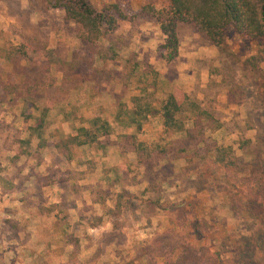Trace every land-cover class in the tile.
Listing matches in <instances>:
<instances>
[{
  "label": "rangeland",
  "instance_id": "rangeland-1",
  "mask_svg": "<svg viewBox=\"0 0 264 264\" xmlns=\"http://www.w3.org/2000/svg\"><path fill=\"white\" fill-rule=\"evenodd\" d=\"M86 1L97 10L107 9L116 20L114 30L104 34L97 43L98 48H110L116 53L115 63H106L107 69L117 73L123 68L122 60L132 57L138 63L126 88H123L119 81L103 83L97 88L92 83L94 89L99 92L103 87L109 89L110 85H116L117 88L114 92L116 96L111 98L101 94V98L96 99L92 106L88 105L85 95L88 93L89 83L80 84L75 89L68 84L63 87L62 74L55 64L50 66L47 76L44 66H29L26 60L44 59L53 63L56 60H64L69 63L74 56L86 54L88 47L77 38L78 25L66 21L61 9L49 8L46 0H0V83L12 82L20 85L24 78L25 82L32 78H40L46 84L49 83L47 95L54 102L55 108L46 115L49 121V125L46 123L44 129L47 141H51L55 125L62 121L55 112L58 107L69 120L63 126L65 132L69 133L75 129L71 122L89 119L98 111L103 110L108 118H112L113 113L109 112L113 104H117L118 109H130L131 97L141 94L143 90L154 94L157 98H163L171 89L179 88L197 101L220 124L218 130L207 131L203 138H210L216 145L231 147L243 163L255 159L250 151L257 149V145L264 151V37L256 41H247L228 29L224 33L221 48H216L204 34L197 33L191 26H182L178 30L182 48L194 52L196 60L193 65L191 63L187 65V69L193 70L190 79L184 77L178 81L177 86L169 88L166 82L158 80L159 75H163L158 69L160 64H155L154 61L152 64L150 59H139L141 51H145L148 56L152 54L146 52L148 48L141 49L142 42L147 37L144 32L148 30L141 32L140 35L127 34L133 29L137 33L136 29L141 25L150 29L158 27L159 31L155 20L149 14L142 13L141 9L149 5L157 11L161 10L168 5L166 0ZM139 47L140 51H138ZM89 57L94 59L95 67L103 66L93 53ZM3 59H20L19 66L14 67ZM168 71V75L174 78V72ZM22 74L25 77L18 79ZM91 93L95 94V98L99 95L94 91ZM10 99L7 104L13 106L15 102L14 105L23 109L21 99H17L19 102L16 98ZM44 102V99L37 102L32 110L30 109V113L39 115ZM18 115L14 113L13 116L12 110L3 113L0 118L7 122H0V131L4 135L0 140V174L3 184H9L11 179H14L15 169L25 167L24 158L15 160L14 147L17 144L14 134L5 128L6 125L13 124L17 118L20 122L24 119ZM106 116L102 118L106 119ZM31 120V125H34V119ZM16 124L20 126L19 122ZM161 128L160 117H149L140 132L134 128L132 134L126 136L127 140L124 143L126 151L133 152V141L129 137L135 136L141 141L153 142L157 139ZM176 138L183 141L187 147L196 146L200 151H204L202 142L187 141L184 136ZM36 146L37 142L32 140L30 145H21L20 148L23 152L28 150L30 153L33 152L34 167H32L36 171H43L45 166L41 165L40 158L34 152ZM212 158L213 155L208 154L207 161H211ZM134 160L129 161L127 158L125 164ZM165 163V161L161 162L163 168ZM170 165L171 175L167 181L162 182L160 192L155 196L141 194L143 187L147 186L146 180L135 185L137 187L134 186L131 193L139 197L143 196V200L138 202L133 212L125 216L130 228L138 224L136 228L130 230V237L150 235L151 238H147L144 243L136 238H130L129 245L140 248L144 244L143 248L148 249L146 255L148 264L158 262L161 264H264V215L254 218L233 210L228 196L218 193L213 187L200 189L201 185L197 183L195 176H182L181 161H172ZM163 172L168 173L166 169H163ZM237 176L242 177V175ZM119 181L120 188L133 186L131 176L123 172H120ZM114 191L119 189L112 192ZM19 197L3 199L0 195V264H11L15 255L14 248L18 247L3 243L5 242L3 238L6 237L3 236L5 228L15 235L17 231L15 227L18 229L25 227V221L30 222L29 240L26 242L30 247L28 249H34L32 251H35L36 255L37 252L42 253L44 250L42 240H37V237L42 236L41 231L45 230L43 229L45 221L38 215L33 218L28 216L26 219L23 215L25 212L18 203ZM157 197L159 201L155 205L153 200ZM37 212L40 213V210ZM95 212L91 211L92 214ZM98 212L100 213V210ZM121 240V237H118L115 242L119 245ZM32 261H35V264H42L41 259L36 258Z\"/></svg>",
  "mask_w": 264,
  "mask_h": 264
},
{
  "label": "trees",
  "instance_id": "trees-1",
  "mask_svg": "<svg viewBox=\"0 0 264 264\" xmlns=\"http://www.w3.org/2000/svg\"><path fill=\"white\" fill-rule=\"evenodd\" d=\"M46 2L49 8L61 9L66 21L78 25L77 38L88 47V52L74 56L69 63L64 60H56L53 63L44 59H26L29 66H44V72L49 76L50 66L55 64L62 74L63 87L68 84L75 89L80 84L93 83L97 88L103 83L119 81L122 87L126 88L138 66L136 59L132 57L122 60L123 68L116 73L106 67L108 62L115 63L116 53L110 48L103 49L97 46L104 34L112 32L116 25V20L108 10H97L86 0ZM166 2L167 7L158 11L149 5L141 9L142 13L149 14L159 26L163 42L157 46L156 54L165 65L172 64L178 56V30L182 26H191L197 33L204 34L216 48H221L224 33L228 29L247 41H256L264 37V0H166ZM92 53L102 63L101 68L94 66V59H89ZM19 60L3 59L14 67L19 66ZM22 77H25L24 74ZM24 80L25 78L20 85L12 82L0 83V100L5 97L22 100L21 116L25 121L34 119L35 123L29 130L31 136L38 140L37 148L41 149L46 144L43 139L46 115L55 105L47 95L48 82L46 84L40 78H32L26 82ZM43 99L45 102L41 112L38 117L33 118L30 109ZM130 103V109H118L114 117L115 123L124 128H135L140 132L149 117L158 116L162 119V128L153 142L141 141L135 136L129 137L133 141L135 160L123 167H112L103 171L104 187L97 189L95 193V201L102 207V216L98 218V224L102 222V218L109 220L115 231V238L120 237L121 227L129 224L125 217L127 213L136 209L144 195L155 196L160 192V185L171 175L172 161H181L180 174L185 177L195 176L197 183L201 185L200 189L213 187L218 193L228 196L233 210L254 218L264 215L262 147L257 145V149L250 151L255 156L254 160L243 163L231 147L216 145L210 138H203L207 131L218 130L220 124L197 101L179 88L171 89L163 98H157L143 90L141 94L131 97ZM112 131L109 122L102 117L86 119L81 121L80 126L74 129L71 135L65 136L55 131L54 148L70 161L76 148L86 146L102 151L105 146L100 139L110 136ZM177 136H184L187 141L202 142L204 151H200L196 146H185L183 141L175 139ZM28 144L29 142H26V145ZM208 154L213 155L211 161H207ZM162 161L166 162L164 168L161 165ZM162 168L168 173H164ZM120 172L131 176L133 186L143 180L147 181V186L141 192L143 196L133 195L128 190L120 188L117 177ZM3 187L7 191L15 188L11 183L3 184ZM115 189L119 191L112 192ZM158 201L157 197L153 203L156 205ZM92 226L95 227L96 224ZM15 228L17 231L20 230V227ZM5 230L9 231L7 228Z\"/></svg>",
  "mask_w": 264,
  "mask_h": 264
},
{
  "label": "crops",
  "instance_id": "crops-1",
  "mask_svg": "<svg viewBox=\"0 0 264 264\" xmlns=\"http://www.w3.org/2000/svg\"><path fill=\"white\" fill-rule=\"evenodd\" d=\"M134 30L128 31L127 34L140 35L141 32L148 30V32H144L147 37L142 42L141 49L146 50L148 48L146 52H152V54L148 56L145 51H141L139 53L141 58L139 59H150V63L154 61L155 64H160L158 69L160 74L163 75H159L158 80L166 82L168 87L171 88L177 86L178 81L184 77L190 79V73H193V70L187 69V65L189 63L193 65L196 60L194 59L195 53L183 49V44L179 37L178 56L172 64L165 65L155 54L156 47L163 42V37L158 31V27L150 29L141 25L136 29L137 33ZM138 51H140V47ZM168 70L174 72V78L168 75ZM21 78L23 77H18L20 80ZM115 89H117L116 85H110L109 89L103 87L99 92L94 89L92 83H89L87 84L88 93L85 94L87 97L86 101L89 106H92L94 102L101 98V94L112 98V96H116L114 95ZM91 91L99 93L97 98ZM10 98L5 97L0 100V118L3 113L12 112V110L13 116L14 113L18 115V112H20L19 115L21 116L22 108L14 105L15 102H13V106L7 104V101L11 100ZM17 101L19 102V100ZM115 105L117 106V104ZM115 105L111 106L109 112L113 113L112 118H108L106 112H102V109L101 112L98 111L93 115V117L106 116L105 118L113 130L110 136L100 139L105 146L104 149L97 151L93 147L86 146L76 148L70 161L54 148L55 138L53 135L55 131L65 136L74 132L73 130V132L67 133L63 129V126L69 120L65 118L64 112L58 107L55 112L59 118H62L61 124L55 125L51 141H47L45 135H43L46 143L45 147L38 149L36 146L34 151L40 158L41 165L45 166L43 171H36L33 168L34 153L32 151L30 153V150L23 152L20 148L22 142L23 145H26V142H29L28 145H30L32 140L36 141L38 145V140L31 136L29 130L33 126L31 125L32 120L25 121L22 119L20 122L17 118L16 121H13V124L10 123L5 126L9 132H13L15 144H17L14 147L15 160L18 161V159L24 158L25 167L15 169V177L10 181L15 188H12L11 191L4 189L0 174V195L3 199L8 197L15 199L16 196H20L18 203L25 212L23 214L24 217L27 219L28 216L33 218L38 215L45 221L43 228L45 230L41 231L42 236L37 237V240H42L44 250L42 253L37 252V255L35 251H32L34 249H28L30 247L26 243L29 240V221H25V227H20V230L16 231L15 235L5 230L3 236L6 237H1V240L2 238L5 240L3 243L10 244V246H18L14 248L15 255L11 264H35L32 259L35 260L36 258L41 259L42 264H148L146 258L148 249L143 248L144 244L140 248L129 245L130 238H136L143 241V243L147 238H151L150 235L130 237V230L136 228L138 224L135 227L133 226V228H130L129 224L121 227L120 237L122 242L118 245L115 242L116 235L114 234L112 223L105 218H102V222L99 224L97 221L102 216V207L95 201V193L97 189L104 187L103 171L115 166L123 167L125 162H127V158L129 161L135 159L133 152L128 153L124 144L127 140L126 136L131 135L134 128H124L114 122V117L118 111V106L116 107ZM31 114L33 118L38 117L34 113ZM0 122L4 123L6 121L0 119ZM16 122H19L20 126ZM46 123L49 125L47 118ZM71 123L76 129L80 126L81 121H73ZM3 136L2 131H0V140L3 139ZM115 158L117 160H114ZM119 176L120 173L117 175L118 179ZM133 188L134 186L125 187L124 189L133 192ZM37 210H40V213ZM98 210H100V213ZM91 211L96 212L92 214ZM95 224V227L92 226ZM155 253L156 251L154 255ZM18 260L21 261L18 262ZM28 260L29 263H27ZM157 264L161 263L158 262Z\"/></svg>",
  "mask_w": 264,
  "mask_h": 264
}]
</instances>
